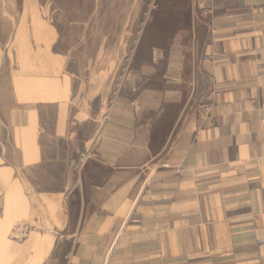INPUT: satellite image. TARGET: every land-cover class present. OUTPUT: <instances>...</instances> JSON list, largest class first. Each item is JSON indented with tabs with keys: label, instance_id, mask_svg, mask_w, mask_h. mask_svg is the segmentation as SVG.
Masks as SVG:
<instances>
[{
	"label": "crops",
	"instance_id": "1",
	"mask_svg": "<svg viewBox=\"0 0 264 264\" xmlns=\"http://www.w3.org/2000/svg\"><path fill=\"white\" fill-rule=\"evenodd\" d=\"M213 2L159 0L134 59L109 39L23 77V121L1 109L0 264H264V0Z\"/></svg>",
	"mask_w": 264,
	"mask_h": 264
},
{
	"label": "rangeland",
	"instance_id": "2",
	"mask_svg": "<svg viewBox=\"0 0 264 264\" xmlns=\"http://www.w3.org/2000/svg\"><path fill=\"white\" fill-rule=\"evenodd\" d=\"M158 3L159 0H0V123L12 122V113L3 114V107H18L20 122L33 106L28 97L34 92L33 87L23 78L27 75H43L53 70L58 76L67 59L107 58L109 39L112 57L136 58L147 39ZM47 26L55 29L54 34L49 35ZM47 59L58 60V65L50 68ZM122 69L117 82L123 79ZM13 76H19L16 79L25 87L18 94L21 98L16 100L3 96L11 91H2L3 79ZM2 146H6L5 141ZM87 151L90 154V148L84 146L75 167ZM3 156L0 152V157Z\"/></svg>",
	"mask_w": 264,
	"mask_h": 264
},
{
	"label": "built area",
	"instance_id": "3",
	"mask_svg": "<svg viewBox=\"0 0 264 264\" xmlns=\"http://www.w3.org/2000/svg\"><path fill=\"white\" fill-rule=\"evenodd\" d=\"M213 1H214V0H210V4H209V6L203 8L202 12H203L204 14H212V13L214 12V2H213ZM205 58H206V59H211L212 56H211V55H205ZM215 81H216L215 78H211V82H212V83H215ZM205 110H206V112H209V111H210V106H206V107H205ZM89 155H90V154H89L88 151L85 152V153H83L82 156L79 158L78 163H79V162H83V160H84L85 158L89 157ZM164 165H168V164L165 163Z\"/></svg>",
	"mask_w": 264,
	"mask_h": 264
}]
</instances>
